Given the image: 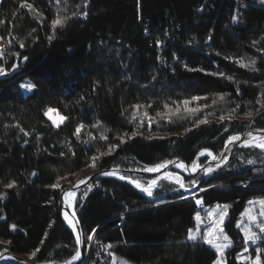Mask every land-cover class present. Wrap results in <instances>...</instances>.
Returning a JSON list of instances; mask_svg holds the SVG:
<instances>
[{"label":"trees","instance_id":"1","mask_svg":"<svg viewBox=\"0 0 264 264\" xmlns=\"http://www.w3.org/2000/svg\"><path fill=\"white\" fill-rule=\"evenodd\" d=\"M242 4L243 23L233 25ZM0 39V254L71 259L78 242L61 194L78 173L191 166L233 135L264 129L258 0H1ZM26 83L34 89L25 95ZM48 108L66 122L55 128ZM229 159L202 182L201 205L182 195L152 201L125 182L96 179L100 189L77 198L76 215L85 252L95 232L109 254L86 264H213L215 252L188 233L201 206L216 204L229 206L228 264H249L235 259L244 245L236 225L247 202L264 196L255 174L264 152L239 148ZM257 248L264 264V237L251 259Z\"/></svg>","mask_w":264,"mask_h":264},{"label":"rangeland","instance_id":"2","mask_svg":"<svg viewBox=\"0 0 264 264\" xmlns=\"http://www.w3.org/2000/svg\"><path fill=\"white\" fill-rule=\"evenodd\" d=\"M0 2H1V0H0ZM258 2L262 5H264V3H261V0H258ZM5 50H6V42L0 39V56H2L5 53ZM15 69H16V67L13 68L11 71H14ZM0 72H3V74H4L5 71L3 69H0ZM30 85L32 87H29ZM33 89L34 88H33V85L31 83H26L25 85H23L21 87V91L25 95L30 93ZM45 118L55 128L62 126L67 120L65 116L59 114V112L53 108H48L46 110ZM255 131L259 132V133H255ZM251 132H253L254 137H257V139H253L254 143L250 144V146L237 145L236 148H251V149L258 150L259 152H264V150L255 146L258 143L264 142L261 139H259V137L264 136V133H262L258 130H254ZM248 133L247 132L244 133L245 137L241 138V139L244 140L245 138H247ZM244 134H237V135H239L241 137ZM230 138L227 139V141L225 142V144H224L225 147H227V143L230 141ZM240 143H242V141H240ZM231 152H233V150L230 151L229 154ZM209 153H211V152L202 151L200 153L199 157L197 158V160L191 166H188L189 169H187L186 166L185 167L183 166L185 168L184 170H179L177 168H173L172 167V165H174L173 163H181V162L172 161V163H168L166 167H162L159 172L150 173V174H153L152 176L150 175L151 177L145 176V177H150L148 180H136V179H134L132 174L131 175L116 174V175L120 178L121 177L128 178L129 180H131V182L137 181L143 187H148L149 182L153 179H156L157 180V186L153 189V196H151V197L148 196L146 192L143 193L140 190V188L138 189L135 187L136 191H138L139 193L142 192V194H145V196L148 197L149 200L152 199V201H161L162 200L161 198H164V196H166V195L174 196V195H178V194L182 195V197H183L182 199H184V200H186V199L188 200L190 198L194 201L197 199L200 200L201 199V198H199L200 194L202 195V193L207 190V189L204 190L201 188L202 182L204 180H206L207 178H209L210 176H213L214 174H216L218 171L221 170V168L227 167L229 164V160H230L229 157H227L228 156L227 155L226 156L227 160L225 161L223 159L224 162L222 164H220V168H217L216 165H211L208 163V162H212V160L215 159V155L212 153H211V155H209ZM225 155H226V153H224L223 156H225ZM202 160H204V161H202ZM213 161H216V160H213ZM152 167H154V166H152ZM208 168H211L212 171L208 172L206 174L205 169H208ZM118 169H123V168H118ZM132 170H142L143 171V169H139V168H133ZM190 170H192V171H190ZM262 171H264V169ZM262 171L257 170V172H255L256 176L264 177V172L262 173ZM97 172L98 171L89 170V172L87 171V172L78 173L72 180L73 187L74 186H76V187L82 186L85 184V182L86 183H87V181L89 182L92 178H98V177H93ZM166 174H170V175L166 176ZM134 176H139V175H134ZM177 181L184 183L185 188L181 190V188H179V183ZM192 181H195L194 185L191 183ZM128 184L131 187H134L129 182H128ZM68 188H70V187H68ZM66 189H64V190H66ZM81 189H79V191H81ZM79 191L74 192L75 195L72 197L67 196L68 191L65 194L66 195L65 200L67 199L66 200L67 204L70 205V201L73 202V211L74 212H76L75 202H76L77 198L80 200L81 196L84 194V192L82 193ZM68 197H69V200H68ZM260 200H264V196L258 197V198H253V199L249 200L247 202V204L245 205L244 210L242 211V213L240 214V216L238 218V222H237L236 226H237L238 231L242 234V238L244 240L243 248L240 250V252L235 257L236 261L239 263L248 262L249 264H251V261H254L256 259V257L252 258L253 260L250 258L249 249L253 243L251 241H246L245 230L251 229L252 231L256 232L260 238L264 237V232H261L260 229L257 228V226H256L257 224L264 222V215H261V212H264V206L259 204ZM250 201L252 203H249ZM198 214L200 216L199 220L196 219V216ZM228 214H229V206L227 204H216L212 207H201L199 209V211L197 212V214L195 215V218H194L195 227L190 230L196 236L195 240L201 239L208 248H210L211 250H213L215 252V254L217 256L216 260L220 259L221 264H228L227 253L232 248L233 243H231V245L229 247L224 248L223 257L221 258V255H220V253H218L216 251V248L213 245H209L208 243H206L204 237H205L206 233H211L209 238L214 239L216 241V243L226 244L227 241H225L223 239L224 236H227L228 239L231 241L230 237L228 236V234L225 231V223L227 221ZM251 216H255V218H256L255 221H252L250 219ZM93 234H94V238H95L97 235L95 232H93L91 234V236H93ZM188 235H189V233H188ZM195 240H189V241H195ZM88 242L90 243L89 240H88ZM89 243L86 247V255L88 256V260L84 261V264H86V262H88L93 257L92 253H90L88 250ZM245 249H247V251H245ZM0 255H2V254H0ZM245 257H247L249 259H245ZM214 262H213V264H214ZM13 263H15V262L8 259L7 257L6 258L5 257L0 258V264H13ZM259 264H261V263L259 262Z\"/></svg>","mask_w":264,"mask_h":264},{"label":"snow or ice","instance_id":"3","mask_svg":"<svg viewBox=\"0 0 264 264\" xmlns=\"http://www.w3.org/2000/svg\"><path fill=\"white\" fill-rule=\"evenodd\" d=\"M261 3H264V0H261ZM233 19H235V17H234ZM255 64H256V61H255L254 59L251 60V61L249 62V65L251 66V68H252L253 71L256 70V68H255ZM13 67H15V65H14ZM29 87H32V86L30 85ZM193 99H196V98L194 97ZM221 99H223V97H221ZM214 102H215V101H214ZM185 103H188V102L185 101ZM247 115H248L249 117H251L252 113H248ZM221 119L223 120L224 118L221 117ZM202 122H203V121H202ZM259 131L262 132V133H264V129L259 130ZM247 135H248L249 138L257 139V137H254L253 132H251V131H250ZM240 139H241V137H240L239 135H234V136H232V137L230 138L231 141H238V140H240ZM259 139H261L262 141H264V136L259 137ZM242 146H250V140L246 139V140L244 141V144H243ZM255 146H256V147H259V148L262 149V150H264V142L258 143V144H256ZM209 155H211V153H209ZM224 160L226 161V160H227V157H224ZM168 163H172V162H171V161H168V162H165L164 164H157V165L154 166V167H145V168L143 169V171H146V172H149V173H152V172H159L160 169H161L162 167H166ZM247 163H248V164H254L255 161H253V160H248ZM180 166H181V165H179V164L177 165V167H180ZM216 167H217V168H220V164H217ZM211 171H212L211 168L205 169V173H206V174H207L208 172H211ZM105 174H106V175H110V173H105ZM168 175H170V174H166V176H168ZM123 178H124V177H121V179H123ZM177 182L179 183V188H181V189H184V188H185V184H184V183H181V182H179V181H177ZM133 183L135 184V187H137V188H141L142 191L146 192L147 195L150 196V197L153 196V188H155V187L157 186V180H156V179L151 180V181L149 182L148 187H143L139 182H133ZM191 183L194 185V184H195V181H192ZM12 186H13L12 184H8V185H7V187H9V188H11ZM174 190H175V189H174ZM3 195H4V194H0V198H2ZM74 195H75V193L72 192V191H69V192L67 193V196H69V197H72V196H74ZM85 195H86V193H85ZM196 203H197V204H200L201 201H200V200H197ZM249 203H252V202L250 201ZM259 204L262 205V206H264V200H260V201H259ZM261 215H264V212H261ZM196 219H197V220L200 219L199 214L196 216ZM250 219H251L252 221H255L256 218H255V216H251ZM70 223H71V222H70ZM256 226H257V228L260 229L261 232H264V222H262V223H260V224H257ZM210 235H211V233H206V234H205L204 239H205L206 243H208L209 245H213V246L216 248V251H217L218 253H220L221 258H222V257H223V252H224V248L229 247V246L231 245L232 241H230V240L228 239L227 236H224L223 239H224L225 241H227L226 244L216 243V241H215L214 239L209 238ZM259 238H260V237L257 235V233L254 232V231H252L251 229H246V230H245V239H246V241H251L253 244H255L256 241H257ZM188 239H189V240H195V239H196V236L190 231V232H189V235H188ZM88 240H89V241L92 240V236H91V235L88 236ZM77 242H78V243L80 242V241H79V238H77ZM245 251H247V249H245ZM256 251H257L258 255H257V257H256V259H255L254 261H251V264H259V253H260L261 249H260V248H257ZM81 259H82L81 252H80V251H75V254L71 256V259H70V260H66V261H65V264H72V261H80ZM245 259H249V258L245 257ZM214 264H221L220 259H217V260L214 262Z\"/></svg>","mask_w":264,"mask_h":264},{"label":"water","instance_id":"4","mask_svg":"<svg viewBox=\"0 0 264 264\" xmlns=\"http://www.w3.org/2000/svg\"><path fill=\"white\" fill-rule=\"evenodd\" d=\"M248 133V132H247ZM255 133H259V132H256ZM245 137V134L241 136V138H244ZM243 140V139H242ZM241 140V141H242ZM237 146V145H236ZM235 146V147H236ZM225 150H226V147L224 146L221 154H220V158L223 157L224 153H225ZM175 162H181L183 165H185L187 167V169H189L188 165L186 163H184L183 161L181 160H174ZM218 161H212L211 163H217ZM105 173H110V175H106ZM113 174H123V175H139V176H150V175H153V174H150L146 171H142V170H132V169H118V168H112V169H108V170H102V171H98L93 177H99V178H102V177H110L112 178ZM83 187L82 186H74V187H70V188H67L66 190H64L61 194V199H62V211H63V215H64V211H66L67 213L71 214L72 216H74L75 218V231L74 234L77 238H79V243H78V251L81 252V255H82V259L80 261H76L74 264H84V261H85V246H84V241H83V238H82V233H81V227H80V224L78 222V219H77V215L74 211L71 210L70 208V205L67 204L66 200H65V194L67 191H72V192H76L78 191L79 189H81ZM69 227V226H68ZM8 258L12 261H14L15 263L17 264H33L31 262H29L28 260H26L25 258H22V257H19L11 252H5L3 253L2 255H0V258Z\"/></svg>","mask_w":264,"mask_h":264},{"label":"built area","instance_id":"5","mask_svg":"<svg viewBox=\"0 0 264 264\" xmlns=\"http://www.w3.org/2000/svg\"><path fill=\"white\" fill-rule=\"evenodd\" d=\"M238 4H240L239 2H237ZM246 4H242L241 6H239V7H237V8H235V10H234V13H233V17H232V24L233 25H237V24H242L243 22H242V12L243 11H245L246 10V6H245ZM235 17V19H233ZM236 149V147L233 149V150H235ZM231 154V153H230ZM229 153L228 154H226L225 155V157L228 155H230ZM220 155H218V156H215V159H213V160H216V161H218L219 159H220V157H219ZM227 156V157H228ZM224 157V156H223ZM212 160V161H213ZM224 161L223 160H221V161H218L217 163H214V164H212V163H210V162H208L209 164H211V165H217V164H222ZM264 171H262V173H263ZM96 179H98V178H92L89 182H87V183H85L83 186V188L81 189V192L83 193L84 192V194L81 196V198H80V201H81V203H83L84 202V200L86 199V197L90 194V193H93L95 190H97V189H100V185L98 184V183H95L94 181L96 180ZM79 191V190H78ZM85 193H86V195H85ZM197 200H199V199H197ZM197 200H195V202L197 201ZM200 201H201V199H200ZM92 241H90V243H89V247H88V250H89V252H91L92 253V258H93V260L95 261V262H99V263H101L102 262V260H103V258L105 257V256H107L108 254H109V248L102 242V240L100 239V237H98V236H96L95 238H94V234H93V236H92ZM88 245V244H87ZM88 252V253H89ZM88 259V256H86V260Z\"/></svg>","mask_w":264,"mask_h":264},{"label":"bare ground","instance_id":"6","mask_svg":"<svg viewBox=\"0 0 264 264\" xmlns=\"http://www.w3.org/2000/svg\"><path fill=\"white\" fill-rule=\"evenodd\" d=\"M248 139L250 140V144L254 143V140L252 138H245L244 140L240 139L238 141H229L227 143V148L225 150V153L228 154L230 151H232L236 145H243L244 144V141ZM242 140V143H240V141ZM225 157V156H224ZM224 157L220 158L218 161H221L224 159ZM224 161V160H223ZM174 165H172L173 168H177L179 170H184L185 168V165L181 164V163H173ZM181 165L180 167H177V165ZM184 166V167H183ZM187 168V167H186ZM189 171V170H188ZM192 171V170H190ZM152 176V175H151ZM150 176V177H151ZM113 177L118 179V180H123V181H128L130 184H132L134 187H135V184L133 182H131V180H126V179H121L120 177H118L116 174H113ZM88 182V181H87ZM137 182V181H136ZM86 183V182H85ZM73 187V186H72ZM137 188V187H136ZM154 189V188H153ZM140 190L142 191V189L140 188ZM180 190V189H179ZM182 190V189H181ZM69 192V191H68ZM81 192V191H79ZM137 192V191H136ZM143 193H145L144 191H142ZM141 192V193H142ZM161 193V192H160ZM163 193V192H162ZM145 195V194H144ZM179 195V194H178ZM201 195V194H200ZM66 196V195H65ZM78 196V195H77ZM162 196V195H161ZM183 198V197H182ZM191 199V198H190ZM67 200V199H66ZM68 200H69V197H68ZM74 200V199H73ZM152 200V199H151ZM189 200V199H188ZM192 200V199H191ZM69 203V202H68ZM70 205L72 206V211H73V202L70 201ZM202 207V206H201ZM64 221L65 223L67 224V226H69V228L73 231H75V218L74 216H72L71 214L67 213L66 211H64ZM71 222V223H70ZM97 235V234H96ZM91 253V252H90ZM76 261H72V264H74Z\"/></svg>","mask_w":264,"mask_h":264}]
</instances>
